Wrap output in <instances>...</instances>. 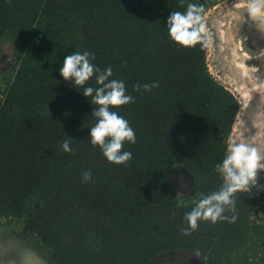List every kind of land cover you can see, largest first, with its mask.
I'll return each instance as SVG.
<instances>
[{
	"label": "trees",
	"instance_id": "trees-1",
	"mask_svg": "<svg viewBox=\"0 0 264 264\" xmlns=\"http://www.w3.org/2000/svg\"><path fill=\"white\" fill-rule=\"evenodd\" d=\"M222 1L0 0V45L10 43L16 71L0 103V227L21 224L19 235L35 237L48 264H151L177 252L195 264H264L259 170L228 219L181 232L185 214L223 183L215 169L239 103L209 74L204 33V42L181 47L166 21L190 3L203 16ZM86 51L134 97L111 109L135 132L122 148L132 153L127 164L109 163L91 144L96 106L59 74L66 55ZM67 138L70 153L60 147ZM173 171L191 176L188 193L172 185Z\"/></svg>",
	"mask_w": 264,
	"mask_h": 264
},
{
	"label": "clouds",
	"instance_id": "clouds-1",
	"mask_svg": "<svg viewBox=\"0 0 264 264\" xmlns=\"http://www.w3.org/2000/svg\"><path fill=\"white\" fill-rule=\"evenodd\" d=\"M248 12L252 17L264 15V0H248ZM203 7L188 4L184 12L169 14L166 26L169 38L181 47H191L204 42L205 27L202 24ZM94 59L92 53L79 52L66 55L59 70L64 81H73L74 85L83 87V96L91 97L92 104L96 107L91 112V117L96 123L89 129L91 144L98 146L106 160L115 165L127 164L132 159V153L122 151L124 142H136L134 130L128 121L119 115L116 109L134 102V97L126 94V87L122 80L110 79L113 69L108 67L100 69L91 63ZM95 78L96 86H85ZM158 82L144 85H134V91H151L158 87ZM71 138L61 142L64 153H70ZM264 169V154L257 147L248 143H230L222 163L216 166V171L221 175L223 183L218 191L203 197L195 204L184 220L187 228H181L184 235H190L198 227V221L205 220L216 223L217 220L228 219L224 216L226 210L235 211L237 193H245L250 189V184L255 183L257 172ZM91 171L82 173L83 182H91ZM235 220V217H232Z\"/></svg>",
	"mask_w": 264,
	"mask_h": 264
},
{
	"label": "rangeland",
	"instance_id": "rangeland-1",
	"mask_svg": "<svg viewBox=\"0 0 264 264\" xmlns=\"http://www.w3.org/2000/svg\"><path fill=\"white\" fill-rule=\"evenodd\" d=\"M202 24L207 43L208 72L239 103L226 146L248 143L264 154V15L252 17L248 12V0H224L203 14ZM14 66L12 48L9 42L4 41L0 45V103L16 72ZM259 171L264 176V169ZM169 180L180 193H188L192 183L186 172L173 171ZM261 216L263 212L257 211L255 217ZM21 228L17 223L0 227V252L32 249L46 260L35 237L22 238L19 235ZM195 263L196 257L185 252H177L167 258L160 256L151 262Z\"/></svg>",
	"mask_w": 264,
	"mask_h": 264
},
{
	"label": "flooded vegetation",
	"instance_id": "flooded-vegetation-1",
	"mask_svg": "<svg viewBox=\"0 0 264 264\" xmlns=\"http://www.w3.org/2000/svg\"><path fill=\"white\" fill-rule=\"evenodd\" d=\"M25 249L0 252V264H23L21 259ZM32 250V249H31ZM41 257V255H39ZM42 258V257H41ZM43 259V258H42Z\"/></svg>",
	"mask_w": 264,
	"mask_h": 264
},
{
	"label": "water",
	"instance_id": "water-1",
	"mask_svg": "<svg viewBox=\"0 0 264 264\" xmlns=\"http://www.w3.org/2000/svg\"><path fill=\"white\" fill-rule=\"evenodd\" d=\"M27 255L28 256H27L26 261L28 264H48L45 259H42L41 257H39V254H37L33 250H29V252H27Z\"/></svg>",
	"mask_w": 264,
	"mask_h": 264
},
{
	"label": "crops",
	"instance_id": "crops-1",
	"mask_svg": "<svg viewBox=\"0 0 264 264\" xmlns=\"http://www.w3.org/2000/svg\"><path fill=\"white\" fill-rule=\"evenodd\" d=\"M29 250H31V249H29ZM29 250L28 249H25L24 252H23L24 254L22 255V259H21V261H22L23 264H28L26 260H27V256H28L27 255V252H29Z\"/></svg>",
	"mask_w": 264,
	"mask_h": 264
},
{
	"label": "bare ground",
	"instance_id": "bare-ground-1",
	"mask_svg": "<svg viewBox=\"0 0 264 264\" xmlns=\"http://www.w3.org/2000/svg\"><path fill=\"white\" fill-rule=\"evenodd\" d=\"M239 49V48H238ZM241 66V65H240ZM254 70V69H253Z\"/></svg>",
	"mask_w": 264,
	"mask_h": 264
}]
</instances>
